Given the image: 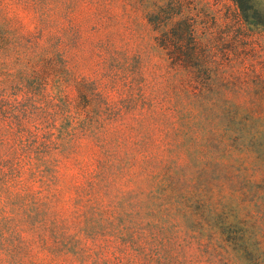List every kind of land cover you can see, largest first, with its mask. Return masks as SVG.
Here are the masks:
<instances>
[{
	"label": "rangeland",
	"instance_id": "1",
	"mask_svg": "<svg viewBox=\"0 0 264 264\" xmlns=\"http://www.w3.org/2000/svg\"><path fill=\"white\" fill-rule=\"evenodd\" d=\"M168 15L185 76L148 21ZM186 95L261 124L264 0H0V264H232L194 214L242 219L220 188L258 194L263 172L245 157L226 187ZM250 223L230 228L264 251V207Z\"/></svg>",
	"mask_w": 264,
	"mask_h": 264
},
{
	"label": "trees",
	"instance_id": "2",
	"mask_svg": "<svg viewBox=\"0 0 264 264\" xmlns=\"http://www.w3.org/2000/svg\"><path fill=\"white\" fill-rule=\"evenodd\" d=\"M149 15L153 16L152 10ZM148 21L159 33L158 43L164 52L163 56L169 62L168 67L176 69V71L185 76L187 72L186 64L191 57L185 43V34L188 31L187 21L183 19L179 21L181 32L176 34H171L169 31V25L173 21V17L169 15L164 19L156 16L154 20L149 18ZM174 60L181 66L180 70L175 68L174 65L177 64ZM186 98V100H180L177 96L171 101L177 113L181 117L186 118V122L181 125L184 126V133H188V131L196 132V130L200 129L204 130L199 142L210 148L207 151L206 164L207 166L213 164L222 166L224 170L223 184L230 188L227 172L228 165L242 161L245 157L252 158L253 162L259 161L261 172H263L261 182H263L264 118L259 126H255L250 118L226 114L215 116L207 109L204 100L193 99L189 95H186ZM211 148L217 151V156L211 153ZM247 182L251 185L255 184L256 181L248 180ZM262 191L254 195L251 192H240L237 195L236 191L235 194L231 192L226 195L223 187L220 188V203L223 208H228L232 197H236L241 202L239 210H246L245 215H243V218H246L245 221L242 218L240 220L234 219L231 222L215 210L212 213L208 209L210 208L209 204H205L204 210H199L197 214H194L195 218H193L192 223L195 226H208V230L205 227L199 228V230L210 232L211 237L216 235L219 238L221 247L225 250L232 264L238 263L237 261L239 260H242L243 264H264V251L261 248V243L257 242L255 238V231L251 228H230V226H255L250 223V219L253 221L260 209L264 207V190L262 189ZM247 219L249 221H246ZM216 221H218L217 225L219 226H214Z\"/></svg>",
	"mask_w": 264,
	"mask_h": 264
}]
</instances>
